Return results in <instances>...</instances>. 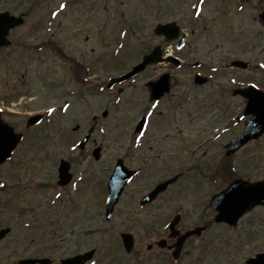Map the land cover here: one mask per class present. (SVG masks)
I'll return each mask as SVG.
<instances>
[{
  "label": "rangeland",
  "instance_id": "374dc122",
  "mask_svg": "<svg viewBox=\"0 0 264 264\" xmlns=\"http://www.w3.org/2000/svg\"><path fill=\"white\" fill-rule=\"evenodd\" d=\"M61 1L8 0L14 12H27L12 42L30 46L42 36L62 44L72 57L66 60L52 49L18 45L9 47L5 54L10 56L0 59V105L9 110L2 118L25 135L15 158L0 169V180L6 181L5 188L0 187V229L11 228L0 242V264L57 255L54 240L66 252L58 241L61 236L71 238L63 243L68 248H86L92 240L88 242L85 233L94 229L86 218L103 220L93 217L97 211L81 205L96 178H107L120 157L130 166L132 154L160 159L169 174L187 168L201 153L204 131L211 124L234 122L244 107L231 89L250 80L263 83L264 26L258 15L264 0H205L199 13L194 9L198 0H71L51 28L48 13L60 8ZM168 21H177L188 39L180 51L177 40L171 43L154 32L159 22ZM71 43L79 49L76 45L67 49ZM157 45L170 46L186 64L180 68L155 64L134 82L101 88L130 71ZM235 58L261 67L226 68ZM166 70L176 78L174 88L168 98L151 106L147 81ZM150 107L148 130L137 145L134 128ZM106 109L109 114L103 118ZM39 112L42 121L27 125L28 118ZM88 132L91 141L80 149L77 144ZM99 145L102 155L97 160L93 150ZM61 158L73 160L74 173L85 171L75 191L58 185ZM56 191L64 193L57 197Z\"/></svg>",
  "mask_w": 264,
  "mask_h": 264
},
{
  "label": "flooded vegetation",
  "instance_id": "af4514ba",
  "mask_svg": "<svg viewBox=\"0 0 264 264\" xmlns=\"http://www.w3.org/2000/svg\"><path fill=\"white\" fill-rule=\"evenodd\" d=\"M62 1L67 3L65 8L54 7L48 13L46 23L51 28L71 0ZM0 6V13L10 12L22 16L25 22L26 11L14 12L9 7L8 0H3ZM54 12L56 15H53ZM1 21L4 25L9 19L6 22L2 18ZM40 22L43 23L39 20V25ZM19 26L8 31L11 41ZM42 38L36 37L31 47L27 44L23 46L21 42L1 46L0 59L9 57L10 54H5V51L18 45L36 51L52 49L67 56L66 60L71 59L72 56L66 55L62 44L54 39ZM74 45L79 49L77 43H71L66 48L72 49ZM171 76L173 77L172 73ZM156 79L159 78L150 80L147 84L150 93L153 92ZM171 79L173 89L175 79ZM262 81V84L258 83L264 89V79ZM4 89H9L8 85ZM170 93H166L162 99L168 98ZM246 103L245 100V105ZM4 114L8 115L9 110H0V118ZM248 118L249 116L245 117V123L211 124L212 128L204 131L207 132L204 133L207 138L200 140L198 147L201 148V153L196 157L197 160L187 168L182 167L174 175L169 174L167 168L160 164V159H153L151 155L140 158L132 154V164L129 167L136 171L135 175L115 205L110 218H107L106 213L105 175H100L90 187L91 195L87 202L81 204L89 208V211H97L93 213V217H103V220L93 218L91 221L86 218L94 227L93 230L88 228L85 233L88 242H92L84 249L75 250L74 245L68 248L63 244L71 238L61 236L58 240L60 246L68 251H61L58 242L54 240L57 255L53 253L49 257V264H264V132L247 141L235 152L227 153V144L251 125L247 123ZM147 128L148 124L144 132ZM14 158L15 155L6 163ZM73 163L71 160V169L74 167ZM174 177H177L176 181L158 192L150 201H144L157 185ZM84 179L85 171H75L72 181L66 186L75 184L77 190ZM239 179L245 181V192L251 191L253 187L263 202L248 207L239 219L231 222L218 220L217 206L212 204L213 196ZM90 181L87 178L86 183ZM105 222L109 223V227L105 228ZM81 239L75 242L78 243ZM78 246L82 247L81 244Z\"/></svg>",
  "mask_w": 264,
  "mask_h": 264
},
{
  "label": "water",
  "instance_id": "95a60500",
  "mask_svg": "<svg viewBox=\"0 0 264 264\" xmlns=\"http://www.w3.org/2000/svg\"><path fill=\"white\" fill-rule=\"evenodd\" d=\"M2 18L4 20L9 19V22L2 25ZM261 18L264 22V13L261 14ZM23 21L22 18H17L16 16L10 15L8 12L3 13L0 15V45L7 44L10 41L7 39V33L9 29L13 26H16L17 24H20ZM174 31V32H172ZM156 32L159 34H165L168 38H175L177 37L178 28L175 26V24L170 23L166 25L159 24L156 28ZM173 33V34H172ZM161 58V52L159 48L155 49L153 53L146 55L144 57L143 62L135 66L130 72L124 74L123 76L113 79L112 83L116 81H123L128 78H131L141 70L145 69L149 63L160 61ZM171 60H174V58H169ZM233 64L239 65L242 67H247L249 63L245 62H234ZM169 75L165 74L161 77L160 81L155 85V92L153 94V97H160L165 91L169 90ZM111 85V84H110ZM234 93H241L244 96H247L248 99V105L246 111L243 112V115L245 113H252V117L249 120L251 123V126L247 128L246 133L244 132L240 137L236 138L230 145L231 149L234 150L245 141L250 139L251 137H256L262 132H264V92L261 90L256 89L255 87H250L248 89L244 90H236ZM41 119V115L33 116L29 119V125L34 124L38 122ZM144 122V119L141 121V124L139 125V128L142 127V124ZM0 132L3 133L2 146H0V164L3 163L6 159L9 158V156L12 154L13 150L15 149L18 142L21 140L22 135L17 134L15 130L10 127L8 124L3 123L0 121ZM87 138L84 140L81 146L85 144L87 141ZM100 148H97L95 150V156L99 158L100 156ZM61 174H60V182L66 183L69 179V165L66 161H62V165L60 167ZM129 172L124 170L121 163L117 165V168L115 172L112 175V178L110 180L109 186L111 189V200L112 203H115L117 201V198L121 194L123 187L128 179ZM244 184L242 182L235 183L231 185V187L222 193L220 196L216 198L214 202H216V205L221 210V216L224 218H233L237 215H239L244 209H246L248 206L253 205L255 203L263 202L262 198L258 196V193L251 190L250 196L248 198H245L244 195H239L240 193H245ZM227 193H233L236 195H233L231 198H229L226 194ZM233 205H240L239 207L236 206L232 207ZM232 207V208H231ZM235 209V210H234ZM9 231V228L3 229L0 231V239L6 235V233ZM48 259H26L20 261L21 264H30L35 262H41L45 263Z\"/></svg>",
  "mask_w": 264,
  "mask_h": 264
},
{
  "label": "snow or ice",
  "instance_id": "6c2138e0",
  "mask_svg": "<svg viewBox=\"0 0 264 264\" xmlns=\"http://www.w3.org/2000/svg\"><path fill=\"white\" fill-rule=\"evenodd\" d=\"M65 6H66V5H64V4H61V5H60L61 8L65 7ZM53 15H56V13L54 12ZM65 107H67V105H65ZM48 111L51 112V111H53V109L50 108V109H48ZM2 137H3V133L0 132V141H2ZM0 146H2V143H0ZM72 147L75 148L76 145L73 144ZM244 194H245V193H240L239 195H244ZM226 195H227L229 198H231L233 195H236V194H233V193H227ZM93 264H95V262H93Z\"/></svg>",
  "mask_w": 264,
  "mask_h": 264
}]
</instances>
